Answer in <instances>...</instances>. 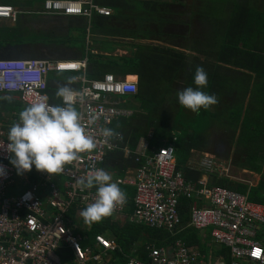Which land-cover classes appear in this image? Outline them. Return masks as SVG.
Wrapping results in <instances>:
<instances>
[{
    "label": "trees",
    "instance_id": "1",
    "mask_svg": "<svg viewBox=\"0 0 264 264\" xmlns=\"http://www.w3.org/2000/svg\"><path fill=\"white\" fill-rule=\"evenodd\" d=\"M45 1L31 0L30 3H39L42 7ZM94 2L111 9L112 14H94L89 20L84 17L36 14L48 18L53 27L48 28L49 32L30 31L24 38L20 36L19 41L40 43L36 39L42 35L40 38L45 37L42 39L44 43L53 45L51 51L60 54L56 60L87 57L86 74L90 80L100 79L106 74H112L115 78L138 76L137 93L119 96L121 103L118 107L128 108L132 116L118 119L109 126L121 133L122 145L128 149L135 151L142 139H146L150 150L160 148L165 143L174 144L177 148L178 170L187 180L197 182L203 173L188 166L191 152L207 147V134L213 128L216 116L226 114L231 116L230 119L221 120V123L229 125L232 130L225 127L230 133L224 136L225 140L219 139L224 146L221 156L229 155L234 146L235 162L245 159L247 165L244 168L247 171L262 174L260 162H264V105L245 107L241 101L243 90L236 101L233 96H237L238 86L235 81L233 84L230 82L236 71L233 68H250L256 73L260 68L264 69V8L260 6V0H193L187 7L185 0ZM7 3L3 0L0 4L9 5ZM15 5L9 6L16 7L22 13L16 21L19 26L23 13L28 11ZM187 20L191 21L189 26L186 23L179 26L181 21ZM88 32L92 41L86 38L85 44L82 36L87 37ZM12 33L16 37L18 28ZM168 37L178 41L171 42ZM117 50L128 53L118 55ZM27 52L29 58L46 59L38 47L31 46ZM197 66L206 70L211 94H215L219 100L207 110L201 108L199 115L188 114L189 111L180 106L177 97V93L185 87H195L190 73ZM217 69L221 70V75ZM61 74H67L68 77L61 78ZM79 75V72L50 71L47 74L50 101L61 105L60 98L56 96L57 90L61 87L79 88L80 82L76 79ZM258 78L264 80V73H259ZM174 105L177 111L172 113L171 106ZM24 108L14 96L0 97V124L6 138L9 127L18 120L19 112ZM238 133L237 138L235 135ZM242 139L247 142L241 145L243 149L247 144L258 147L253 156L240 150L238 141ZM196 141L201 143H193ZM137 167L133 158L116 152L110 153L103 164L107 172L120 178L124 177L126 168ZM208 182L209 186L226 187L264 206V175L255 187L217 174L210 175ZM117 184L127 194L126 203L111 216L91 223L92 229L82 233L87 237L82 243L83 248L92 245L94 237L98 235L117 245L114 251L106 252V264H127L130 258L147 264L150 262L149 247L161 249L173 246L177 240H199L196 236L198 232L188 228L192 201H181L179 211L182 225L173 234L138 222L134 218L137 212L136 189L121 182ZM91 191L96 193V188L93 187ZM81 205L78 203L71 209L70 219L74 222L75 213L87 206L80 208ZM222 252L230 261L229 250L222 248ZM70 253L68 250L65 255Z\"/></svg>",
    "mask_w": 264,
    "mask_h": 264
},
{
    "label": "built area",
    "instance_id": "2",
    "mask_svg": "<svg viewBox=\"0 0 264 264\" xmlns=\"http://www.w3.org/2000/svg\"><path fill=\"white\" fill-rule=\"evenodd\" d=\"M109 15L111 10L101 7L94 0H47L41 14L48 16L77 15L89 20L92 15ZM0 18L16 20L13 7L0 5ZM50 71L79 72V88H70L74 95L69 103L81 114V123L87 135L94 138L96 147L81 153L77 161L65 166L54 176L37 172L17 175L9 162V155L0 149V165L6 177H0V264H105L107 251L117 245L102 236H95L92 245L83 248L87 240L71 209L78 203H93L96 193L77 185L87 173L101 168L110 153L123 152L133 155L143 163L135 178H118L117 181L135 185L138 222L156 230L175 233L182 225L180 203L193 201L188 228L201 235H209L217 248L229 249L228 263L214 264H264V206L253 203L246 195L222 186H209L208 177L226 172L211 158L204 157L199 164L203 173L196 183L187 181L176 172L173 144L148 154L149 145L141 141L135 151L122 146V139L109 140L100 135L99 129L118 119L129 118L132 111L117 108L120 95H134L137 81L105 75L100 79L87 78V57L80 60H44L33 58H0V92H17L18 100L25 106L45 102L54 104L47 95V74ZM61 105L64 101L62 98ZM7 144L0 124V147ZM264 175V162L262 174ZM259 179V180H260ZM259 182V181H258ZM258 184V183H257ZM200 202L202 204H200ZM118 206L115 211L121 210ZM79 227L81 229H79ZM88 231L90 228L87 227ZM69 255H65L66 251ZM147 264H211L201 263L190 255L188 246L177 242L173 251L149 247ZM127 264H145L130 258Z\"/></svg>",
    "mask_w": 264,
    "mask_h": 264
},
{
    "label": "clouds",
    "instance_id": "3",
    "mask_svg": "<svg viewBox=\"0 0 264 264\" xmlns=\"http://www.w3.org/2000/svg\"><path fill=\"white\" fill-rule=\"evenodd\" d=\"M9 7H13L16 10V20H11L8 18H0V20L16 22L18 16L22 13L19 12V10L14 6ZM111 14L112 11L106 16H110ZM64 16L82 17L74 14ZM106 75L113 76L112 74ZM129 77L130 76H126L123 79L129 80ZM135 81L138 83V80ZM194 85L195 87L189 86L177 93L180 106L198 114L201 108L207 110L209 107L216 105L219 102L218 97L215 94H208L202 90L208 85V74L202 66L196 67L194 74ZM0 94H11L14 95V97H17L18 93L0 92ZM74 95L77 94L74 93L69 87H61L57 90L56 96L63 99V105L38 102L25 107L19 112L18 120L13 122L9 127L7 134V144L3 147H0V149H4L8 153L10 158L9 162L16 169L17 175L31 172L33 166L37 172L47 173L48 176L58 175L65 170L66 165L77 161L80 158L81 153L91 152L96 147L94 138L87 135L85 132V128L81 123V114L71 103H69ZM117 97L119 105L121 101L119 96ZM117 108L129 110L128 108L118 106ZM99 133L105 138V142H108L109 140L122 139L121 133L117 132L114 128L102 127L99 129ZM142 140L146 141V139ZM170 145L172 144L165 143V145L160 148L153 150L149 149L148 154L153 155L156 152H159L160 149H166L170 147ZM174 148V160L176 167L175 173H182V171L178 170L177 168V148L175 146ZM116 153H121L124 156L133 158L134 162L138 165L137 168H128L127 173L123 178L137 177L138 171L143 167L144 164L137 162L135 156L133 155H126L123 152ZM103 164L101 168L89 171L87 173L86 179L77 180L78 186L86 189H91L93 187L96 188L95 201L88 204L86 208L80 212V216L83 218L86 224L98 222L105 217L111 216L115 209L118 206L126 203L127 200V194L121 190L117 183L112 182L111 174L103 168ZM197 169H199V165ZM0 177H6V169L2 165H0ZM187 181L193 182L191 180ZM129 186L132 187L135 185ZM214 245L217 246L215 243Z\"/></svg>",
    "mask_w": 264,
    "mask_h": 264
},
{
    "label": "crops",
    "instance_id": "4",
    "mask_svg": "<svg viewBox=\"0 0 264 264\" xmlns=\"http://www.w3.org/2000/svg\"><path fill=\"white\" fill-rule=\"evenodd\" d=\"M1 1H3V0H0V3H1ZM6 1H8L7 4H9V5H15L16 4L15 6L18 5L20 8L21 7H23V9L26 8V11H28V12L23 13L22 18H21L22 21H21L19 26L10 24L11 21L0 20V58H11L9 56L15 55V54L20 53V52H24L25 48L23 46H25V44H28V43L20 42L19 38H20V36L22 38H24V36H26L27 33H29V29L32 26H34V25H29L30 22H35L39 29H41L42 27L50 28V25H52V24H49L48 18L36 16V14L41 15V11H42L41 4H39V3L32 4V3H30L31 0H6ZM38 23H40V25ZM42 23H44L45 25H43ZM17 28H18V33L16 34V37L13 34H10L8 32V31L16 32ZM15 38H16V42H15ZM9 44L15 45V49L7 48V45H9ZM30 48L31 47H29V49ZM38 48H40L43 51L42 55H44V57L46 58L44 60L52 61V59L55 60V58L60 55L57 52L51 51L50 48H53L52 44H47V46L45 48L44 47L43 48L38 47ZM117 51H116V53L118 55L126 54L123 51H118V52ZM24 53L28 54V52H24ZM248 58H251V57H248ZM233 70H236L234 75H236V77H238L240 79L241 83L243 84L242 90L244 91V94L241 96V101L244 102L243 105H245V107H250V106L251 107H260V106L264 105V80L258 78V74L264 73V69L260 68L258 73L254 72L250 68H248V69L233 68ZM217 71L219 72L220 75L222 74L220 69H217ZM130 77H137V76H130ZM129 80H133V78H131ZM135 80H138V78ZM135 80H133V81H135ZM199 113H201V112L199 111ZM199 113L198 114L196 113V115H199ZM216 131H219V130L216 129ZM220 143L221 142L218 138L216 141H214L212 143L211 152L213 153V155H217V156L220 155L221 156L223 154L224 151L219 152V153L217 151L218 146H220ZM209 150H210V148H209ZM198 153L202 154V156L204 157V156L208 155L207 154L208 149L205 148V149H200V150L199 149L192 150V152H191L192 157L188 162V166L193 170L201 171L200 169H197V167L199 165V162L203 158H201L200 161L197 163L196 162L197 158H195V157H198L200 155ZM245 157H247V155H245ZM240 161H243V162L240 165H238V168L243 170L244 172H246L247 170L244 168V166L247 165L245 159H242V160L240 159ZM260 163H263V162H260ZM120 166H121V163H120ZM124 173H125L124 174V177H125V175L127 173V168H126ZM111 177H112V182L118 183V181H117V179L119 178L118 175H111ZM208 179H209V177H208ZM200 204H202V203L200 202ZM189 215H190V213H189ZM189 224H190V221H189ZM175 233H173V234H175ZM198 235L196 234L197 238L199 239L198 241L187 242V241H185V239L184 240H177L173 246L166 247L165 249H169L170 251H173L176 248L177 242H181V243H184L188 246V248L190 250V255L192 257H194L197 260V262L211 263V264H214L215 262H218V263H228L229 262L227 260L226 255L222 252V249L220 250L219 248H217L212 243V239L209 238V235H201L199 233H198ZM206 247H207V251H205Z\"/></svg>",
    "mask_w": 264,
    "mask_h": 264
},
{
    "label": "rangeland",
    "instance_id": "5",
    "mask_svg": "<svg viewBox=\"0 0 264 264\" xmlns=\"http://www.w3.org/2000/svg\"><path fill=\"white\" fill-rule=\"evenodd\" d=\"M193 2V0H185V7H187V4H191ZM260 2H261V4H260V6H263V8H264V0H260ZM186 10V9H185ZM182 23H186V26H189V24L191 23V21H181L180 22V24H179V26L182 24ZM10 24H13V25H17V23L15 22V21H11V23ZM39 25H40V23H38ZM67 26V25H66ZM53 27V25H50V28H52ZM30 31H36V32H49V30H48V28L46 27V28H44V27H42L41 29H39L37 26H32L30 29H29V33H30ZM10 34H13L11 31H8ZM29 33H27V35L29 34ZM42 36V35H41ZM41 36H39V38L38 39H36V40H38V42H42V43H44L45 41H43L42 39H44L45 37L43 36L42 38H40ZM86 38H87V40H89V38H91V34L88 32V34H87V37H85L84 35L82 36V40L84 41V43L86 44ZM168 40H170L171 42H175V41H178V39H176V38H171V37H168L167 38ZM90 41H92V38L90 39ZM146 43H150V41H145ZM177 50H179V51H181L182 49H180V48H177ZM118 51H121V50H118ZM117 51V52H118ZM123 52H125V53H128L127 51H123ZM195 70H196V68H194L193 69V71L190 73V75H191V78H192V80H194V74H195ZM233 76H232V81H230L231 82V84H233L232 82L233 81H235L236 83H237V86H238V94H237V96H233V97H236L235 99H236V101L238 100V98H239V96H240V93L242 92V89H243V84L241 83V81H240V79L237 77L236 78V75H234V74H232ZM60 77L62 78H66V77H68V75L67 74H61L60 75ZM129 79H131L130 77H129ZM133 80H135V79H133ZM191 87H193V86H191ZM186 88V87H185ZM203 91H207V93L208 94H211V90H210V88H209V86L207 85V87L206 88H204V89H202ZM7 95H11V94H0V97H7ZM12 97L14 96V95H11ZM14 98H16L17 99V97H14ZM175 105H176V103H175ZM175 105L174 106H171L172 107V113L173 112H176L177 111V106L175 107ZM187 111H189V112H187L188 114L189 113H192V114H194V112H192L191 110H189V109H186ZM205 110V109H204ZM211 110H213V109H211ZM222 113H223V111H222ZM170 115V114H169ZM168 115V116H169ZM230 117L231 116H229V115H223V114H220L219 116H216V119H215V121H214V124H213V128L209 131V134H207L208 135V142H209V144L207 145V149H208V155H206V156H204V157H208V158H211V159H213L214 161H215V163L217 164V166L223 171V169H225L226 170V172L224 173V175L222 176V177H226V178H230V179H233V180H235V181H239V182H242V183H245V184H250V185H252V187H255V186H257V183H258V181H259V179H260V176L258 175L259 173H253V172H250V171H246V172H244L243 170H241V169H239L238 168V165H240L243 161H239V162H235V160H234V155H233V152H234V150H235V147L234 146H232V152L229 154V155H227V156H229V158H227V156L226 155H224V156H220V155H213V153L211 152V146H212V143L214 142V141H216L217 140V138L218 139H223V140H225V135H227L228 136V134L230 133V130H226L225 129V127H230L229 125H223L222 123H221V120H229L230 119ZM231 128V127H230ZM216 129L217 130H219V131H216ZM231 130H232V128H231ZM238 135H239V133L237 134V135H235V137H237L238 138ZM237 140V139H236ZM235 140V141H236ZM201 143L200 141H196V142H193V143ZM245 143H247L245 140H239L238 141V144L240 145V150L241 151H245V152H249L250 153V156H253L255 153H256V151H258L257 150V148L258 147H255V144L253 145V147L252 146H250L249 144H247V146L245 147V149H243L242 148V146L241 145H243V144H245ZM235 146L236 147H238L237 146V143L235 142ZM209 148H210V150H209ZM229 148V147H228ZM259 152H261V150L259 151ZM198 154H200V153H198ZM212 154V155H211ZM203 156H202V154H200L198 157H195V158H197L196 159V162L198 163L199 161H200V159L201 158H204ZM239 158V157H238ZM128 176V175H127ZM126 176V177H127ZM219 176V175H218ZM220 177V176H219ZM132 188H135L136 189V192H138V188L136 187V186H132ZM193 202V201H192ZM193 204H194V202H193ZM77 216V221L79 222V223H81V224H79V225H82V226H84L85 228L81 231V233H87V232H89L88 231V229H87V227H89L90 228V230L92 229V224H86L82 219V217L80 216V215H76ZM82 218V219H81ZM84 224V225H83ZM79 229H81L80 227H79ZM98 236H102V235H98ZM102 237H104V236H102ZM83 247V246H82ZM107 260V259H106ZM106 260H105V262H106Z\"/></svg>",
    "mask_w": 264,
    "mask_h": 264
},
{
    "label": "flooded vegetation",
    "instance_id": "6",
    "mask_svg": "<svg viewBox=\"0 0 264 264\" xmlns=\"http://www.w3.org/2000/svg\"><path fill=\"white\" fill-rule=\"evenodd\" d=\"M42 24L45 25L44 23H42ZM29 25L37 26V24L35 22H30ZM31 46H34V47H42V48L44 47L45 48L47 46V43H28V44H25V46H23L25 48L24 49V52H27L28 49H29V47H31ZM24 52L18 53L19 58H29V54L24 53ZM223 147H224L223 144L220 143V146H218V149H217L218 153L224 151V148Z\"/></svg>",
    "mask_w": 264,
    "mask_h": 264
},
{
    "label": "water",
    "instance_id": "7",
    "mask_svg": "<svg viewBox=\"0 0 264 264\" xmlns=\"http://www.w3.org/2000/svg\"><path fill=\"white\" fill-rule=\"evenodd\" d=\"M7 48L15 49V45H11V44H9V45H7ZM9 57H12V58H19V55H18V53H17V54H15V55H11V56H9ZM52 60H54V59H52Z\"/></svg>",
    "mask_w": 264,
    "mask_h": 264
},
{
    "label": "bare ground",
    "instance_id": "8",
    "mask_svg": "<svg viewBox=\"0 0 264 264\" xmlns=\"http://www.w3.org/2000/svg\"><path fill=\"white\" fill-rule=\"evenodd\" d=\"M130 81H133V80H130Z\"/></svg>",
    "mask_w": 264,
    "mask_h": 264
}]
</instances>
